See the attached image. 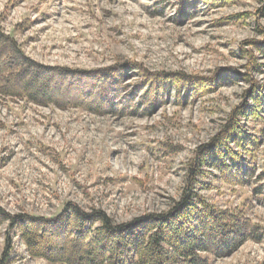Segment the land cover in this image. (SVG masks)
Returning a JSON list of instances; mask_svg holds the SVG:
<instances>
[{
  "label": "rangeland",
  "instance_id": "1",
  "mask_svg": "<svg viewBox=\"0 0 264 264\" xmlns=\"http://www.w3.org/2000/svg\"><path fill=\"white\" fill-rule=\"evenodd\" d=\"M211 2L0 0V33L21 54L16 59L1 38L0 84L10 70L3 62L13 58L29 82L36 70L49 71L35 83L43 87L47 78L43 90L53 97L31 101L24 93L35 87L24 92L12 78L16 94L0 93V210L7 216L0 264H53L27 254L10 229L18 215L49 221L70 205L120 224L169 211L187 189L194 153L243 107L238 124L254 141L229 147L249 173L230 167L223 177L204 166L188 190L256 227L252 239L208 264H264V106L254 112L250 99L264 94V52L256 49L264 47V0ZM146 74L184 75L207 90L165 85L140 105ZM90 75L119 80L118 113L96 98L100 85L90 93Z\"/></svg>",
  "mask_w": 264,
  "mask_h": 264
},
{
  "label": "trees",
  "instance_id": "2",
  "mask_svg": "<svg viewBox=\"0 0 264 264\" xmlns=\"http://www.w3.org/2000/svg\"><path fill=\"white\" fill-rule=\"evenodd\" d=\"M211 1L215 2L209 0V3ZM1 38L5 39L4 44L11 46V52L15 54L16 59H21V54L16 50L12 39L0 33V42L3 41ZM263 48L258 43L256 49L264 52ZM1 54L3 53H0V58ZM12 59L8 58L7 62L5 60L3 62L2 67H9L10 70H7L9 74L3 81L7 84L4 86L0 84V93L11 96L16 94L12 87L8 86L12 78L21 81L24 92L25 89L35 87L34 93L22 91L29 100L51 101L53 97L43 90L48 83L47 78H43L45 81L43 87L35 83L40 81L38 75L47 76L49 71L45 68L36 70L37 75L33 74V79L29 82L25 79L27 74L21 70V66L16 69L14 62L10 64ZM59 71L64 76L72 73L65 69ZM173 76L144 75L143 82L137 88L143 91L140 105H146L165 85L175 84L178 92L184 87L186 91L187 87L197 91L195 87L197 84L201 92L207 90L203 84L193 83L191 78L184 75L181 77L178 75L175 81ZM88 77L92 78L90 83L87 82L88 90L91 89L90 93L100 85L95 92L96 98L105 103L104 106L108 107L109 112L118 113L112 97L116 94L119 80L112 82V75H103L102 80H95L97 77L92 75ZM250 99L253 102L251 107L256 109L254 112L264 106V94L256 95L252 92ZM246 112V107L235 111L223 130L210 143L201 146L194 153L188 170L190 176L187 180V189L184 190L180 201L165 213L148 214L127 223L117 224L103 211L93 210L85 213L69 205L54 220L47 221L25 215L13 217L10 219V229L19 234L28 255L53 264H208V257H227L246 240L255 236L256 227L237 210L214 208L201 196L188 190V187L191 188L193 179L204 166L215 168L223 177L228 176L230 167L236 168L237 175H240L241 171L244 174L249 173V170L246 172L244 169L240 154L229 147V143H233L243 148L254 141L253 138L246 136L238 124L237 117L244 116ZM4 221H7V216L0 210V222ZM44 241L47 244L42 245ZM59 241H64L68 249L66 250L64 246L60 248Z\"/></svg>",
  "mask_w": 264,
  "mask_h": 264
}]
</instances>
